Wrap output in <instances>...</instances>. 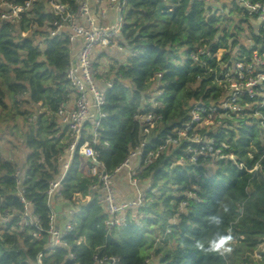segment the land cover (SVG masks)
Returning a JSON list of instances; mask_svg holds the SVG:
<instances>
[{
  "label": "trees",
  "instance_id": "obj_1",
  "mask_svg": "<svg viewBox=\"0 0 264 264\" xmlns=\"http://www.w3.org/2000/svg\"><path fill=\"white\" fill-rule=\"evenodd\" d=\"M60 2L72 9L76 6L75 0ZM233 12L245 15L237 3L229 14ZM222 13L191 0H128L122 37L131 55L109 67L113 84L107 90V116L102 123V139L109 147L102 151L101 160L108 171L113 172L128 157L140 138L146 142L144 162L148 152L183 126L197 100H217L220 89L214 72L207 74L193 63L189 58L192 52L205 47L216 55L224 49V61L252 53V48L237 39L247 17L230 30V16ZM30 14L19 25L0 22V109L12 121L17 115L30 120L22 135L29 150L23 161L14 164L0 152V218L6 211H23L14 178L18 166L25 196L46 230L50 214L46 190L49 181L61 176L59 155L66 153L70 143L67 126L55 115L68 98L66 73L71 51L65 35L42 40L44 32L31 29L34 23L41 27L53 21L47 0L37 2ZM256 30L253 45L263 53L264 29ZM212 63L215 65L216 59ZM158 72L162 73L158 98L162 107L152 111L162 118L144 132L135 114ZM34 106L42 111L33 112ZM261 112L264 116V105ZM199 132L214 137L223 154L233 155V159L206 156L198 165L182 164L187 141L168 146L138 175L139 189L148 199L145 206L130 209L128 223L111 230L105 226L108 215L101 194L90 189L87 162L77 150L62 181L68 199L64 207L73 211L74 231L51 252L46 232L41 239L34 238L31 232L35 228L20 226V216H12L0 222V264H37L39 253L43 264H97L95 256H116L121 264H241L264 233V127L260 118L245 115L242 119L225 118L222 124ZM195 184L198 198L190 199L180 211L185 191H193ZM77 194L90 199L76 202ZM117 199L130 200H121L118 194ZM59 222L61 228L62 217ZM229 228L237 242L229 246L231 252L223 254L213 242L227 236Z\"/></svg>",
  "mask_w": 264,
  "mask_h": 264
},
{
  "label": "built area",
  "instance_id": "obj_2",
  "mask_svg": "<svg viewBox=\"0 0 264 264\" xmlns=\"http://www.w3.org/2000/svg\"><path fill=\"white\" fill-rule=\"evenodd\" d=\"M41 1L46 0H0V22L19 25L24 17H30V11L34 5ZM47 1L54 13V19L43 24V26L46 25L44 38L65 35L71 51V62L66 73L68 98L56 111V117L68 128L70 143L66 153L59 155V161L63 166L61 176L49 181L46 190L50 207L48 229L45 230L42 227L39 215L32 211L31 202L25 196L18 166L15 169L14 178L16 179V195L23 204V211L19 214L14 210L6 211L0 219L5 222L8 218L19 215L21 218L19 225L34 227L31 235L37 239H41L43 232H46L49 235L48 248L52 252L59 245L64 244L63 239L75 228L72 220L73 211L64 207L68 199L64 196L62 181L77 150L87 162V175L92 179L90 189L101 194L103 206L108 215L105 220L107 230L125 226L129 221L128 211L132 208L144 207L148 199L137 187L136 198L118 201L115 176L119 172L127 169L129 183L136 187L141 181L138 175L144 167L153 162L168 146H177L182 140L187 141L184 155L180 158L182 164L198 165L200 158L206 156L233 159V155L223 154L222 147L216 145L214 137L204 136L199 129L220 125L225 118L242 119L245 115L255 119L260 118L264 127V116L261 112L264 105V52L260 53L258 48L253 49L252 46L251 54L244 53L231 57L228 61H224L222 56L218 55L219 52L212 55L205 47H199L192 52L189 58L193 63L202 67L207 74L214 72V81L220 89L217 100L214 102L197 100L183 126L176 129L175 135L168 136L156 150L148 152L144 162L142 155L146 142L140 138L128 157L113 172H110L102 162L101 154L109 147V142L102 139V123L107 116L105 112L107 90L112 87L113 78L110 77L105 62L99 63V58L106 51L123 50L126 47L122 32L125 24L124 9L128 0H75L74 9L68 4L61 3L60 0ZM191 1L205 3L212 12L220 11L218 6L213 8L211 2L214 0ZM234 1L245 15L257 18L258 31L260 28L264 29V1ZM38 27L37 23L31 25L32 30ZM214 59L217 61L215 65L212 63ZM161 78L160 72L154 75L152 89L144 96L143 105L135 114V120L144 132H147L149 127L157 125L162 118L161 114L152 111L162 107L161 101L158 100L162 94ZM89 122L90 126H88ZM83 137L85 140L80 143ZM249 155L252 157L251 153ZM2 158L8 160L4 156ZM2 180L0 177V182ZM197 189L198 186L195 184L193 191H185L186 198L180 204V211L188 206L190 199L198 198ZM86 199H90V196L84 198L77 194L75 197L76 202ZM238 211L242 213L241 208ZM61 214H64L65 219L62 227L59 228L58 220ZM228 235L232 236V240L226 247L237 242L231 228L228 229ZM224 252L222 248V253ZM94 259L97 264H121L120 258L116 256L101 259L95 256ZM227 263H229L228 260ZM37 264H43L42 253L37 256ZM241 264H264V233L255 249L247 254Z\"/></svg>",
  "mask_w": 264,
  "mask_h": 264
},
{
  "label": "rangeland",
  "instance_id": "obj_3",
  "mask_svg": "<svg viewBox=\"0 0 264 264\" xmlns=\"http://www.w3.org/2000/svg\"><path fill=\"white\" fill-rule=\"evenodd\" d=\"M213 8L215 6H218L219 10L223 12L222 14H225V16H230L227 21L228 27L230 30H234V25L238 23V21L242 18L247 17V21L241 24L240 29L237 32V39L239 40L240 44L247 46V48H251L253 46L254 48V41H253V35L252 33L257 32L258 28V20L254 18H250L245 15L237 14V12H233L231 15L229 14V10L236 6L234 4V0H214L211 2ZM50 7V5L48 4ZM223 10V11H222ZM40 30V32H44L46 29L45 26H41L37 28ZM45 34V33H44ZM42 40H44V37H41ZM127 47H124L123 50H114L111 52H104L102 55L105 58L99 59V63L102 64L105 62L107 67H110V62L112 61L114 64L116 62H123L125 60V56L128 54L124 52L127 50ZM224 49L219 50V56H223ZM117 57L118 61L115 60V57ZM98 59V57H97ZM33 112L40 113L42 111L41 108H38L34 106ZM1 118H0V152L2 153V156L9 159L14 164H20L23 161V158L25 154L29 152V150L25 149L23 145V137L22 135L24 132L28 129L30 125V120L27 118V120L24 119V117L17 115L14 119V121L9 119V116L6 115L5 111H2V108L0 109ZM56 117V115H55ZM57 118V117H56ZM14 124V125H13ZM13 126H15L13 128ZM213 163L209 164L208 167L212 168ZM126 174L124 172L118 174L115 176V188L117 191V194L119 198L122 199H130L135 194H137V187H139V184L136 187H131L126 185ZM147 186V185H146ZM62 211V210H61ZM0 222H2L0 220Z\"/></svg>",
  "mask_w": 264,
  "mask_h": 264
},
{
  "label": "clouds",
  "instance_id": "obj_4",
  "mask_svg": "<svg viewBox=\"0 0 264 264\" xmlns=\"http://www.w3.org/2000/svg\"><path fill=\"white\" fill-rule=\"evenodd\" d=\"M226 210L227 209H225V211ZM231 240H232V236L231 235H227V236L222 235V236H220V238L218 240L213 242L214 248L217 249V250L223 248L226 252H231L232 251L231 247H226L228 242L231 241Z\"/></svg>",
  "mask_w": 264,
  "mask_h": 264
},
{
  "label": "crops",
  "instance_id": "obj_5",
  "mask_svg": "<svg viewBox=\"0 0 264 264\" xmlns=\"http://www.w3.org/2000/svg\"><path fill=\"white\" fill-rule=\"evenodd\" d=\"M109 52L112 53V51H109ZM125 53H127L128 55L125 56ZM130 55H131V51H129V49L125 50V52H124L125 60H126V58H128V56H130ZM114 57H116V56H114ZM101 58H102V56H101L99 59H101ZM103 58H105V57L103 56ZM103 58H102V59H103ZM116 58H117V57H116ZM115 60L118 61V59H115ZM125 60H124V61H125ZM112 64H114V63L111 61V62H110V66H111ZM107 69L109 70V67H107ZM108 72H109V71H108ZM149 92H150V91H149ZM149 92H148V93H149ZM148 93H146V95H147ZM146 95H145V96H146ZM0 151H1V150H0ZM1 154H2V153H1ZM122 172H124V171H122ZM122 172H121V173H122ZM124 173L126 174V172H124ZM126 177H127L126 179L128 180V175H127V174H126ZM128 181H129V180H128ZM126 185L129 186V188H131V186H132V187H135V186H133V185H131V184H128V183H127ZM136 196H137V194H135V195H134L132 198H130V199L136 198ZM122 200H124V199H122ZM60 217H62V219H63V221H64V219H65L64 214H61V215L59 216V218H60ZM58 222H59V220H58ZM59 223H61V222H59Z\"/></svg>",
  "mask_w": 264,
  "mask_h": 264
}]
</instances>
